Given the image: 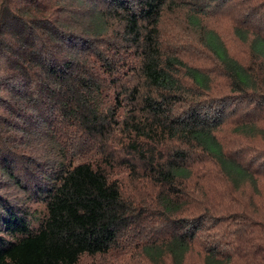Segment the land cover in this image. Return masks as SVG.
<instances>
[{
	"label": "trees",
	"instance_id": "trees-1",
	"mask_svg": "<svg viewBox=\"0 0 264 264\" xmlns=\"http://www.w3.org/2000/svg\"><path fill=\"white\" fill-rule=\"evenodd\" d=\"M15 120L57 162L38 220L0 199V264H264V0H0Z\"/></svg>",
	"mask_w": 264,
	"mask_h": 264
},
{
	"label": "rangeland",
	"instance_id": "rangeland-1",
	"mask_svg": "<svg viewBox=\"0 0 264 264\" xmlns=\"http://www.w3.org/2000/svg\"><path fill=\"white\" fill-rule=\"evenodd\" d=\"M87 7L91 9L89 5ZM97 9L98 5L95 3V11ZM176 18H179L180 21L167 23L162 26L163 34L179 33L181 38L186 36L188 39H194L195 36L192 29L188 28V25L183 22L181 15L179 17L177 15ZM220 27L222 28L221 33L226 38V24ZM177 46L179 49L185 47L184 50H191L188 49V44L181 43ZM232 49L238 52L240 46L236 44ZM19 124L20 122L16 120L14 124L12 122L9 123L10 126L2 129L4 135H0L2 149H0V164L2 165V169H0V199L2 204L9 203L14 208L27 211L30 221L34 222L38 220V217H42L45 211V205L41 201L40 194L36 192L37 186L43 188L42 185L47 181L45 179H48L51 170H54L55 163L57 162V152L54 149L56 146L50 143V139L31 138L33 133L27 128L23 131V126H19ZM35 134L39 135L38 132H35ZM4 142L8 146H5ZM8 147H12L13 153L11 152V155L15 158V162L11 160L10 156L5 157ZM12 170L14 174H8V171ZM116 173L115 178L124 180L127 183L129 192V188L135 192L136 188L141 187L137 181L128 183L123 169L117 168ZM17 176L20 181H18ZM0 236L11 239L10 236L6 235L4 230L0 233ZM131 251L128 247H125L113 251L111 256H107L106 258L85 256L81 259L80 264H142L136 256L138 253L133 255ZM187 264H201V262L198 257H194Z\"/></svg>",
	"mask_w": 264,
	"mask_h": 264
}]
</instances>
